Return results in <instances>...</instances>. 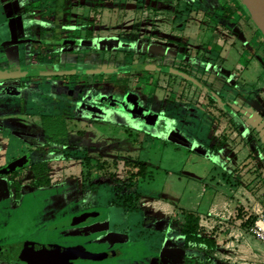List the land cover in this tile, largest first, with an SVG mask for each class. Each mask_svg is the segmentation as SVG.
<instances>
[{
	"label": "rangeland",
	"instance_id": "obj_1",
	"mask_svg": "<svg viewBox=\"0 0 264 264\" xmlns=\"http://www.w3.org/2000/svg\"><path fill=\"white\" fill-rule=\"evenodd\" d=\"M237 4L0 0V72L12 75L0 79V245L96 212L40 240L89 252L121 245L137 257L116 264H209L184 248L173 220L134 211L154 177L138 176L136 160L157 137L165 144L151 157L162 169L178 171L189 149H202L262 190L264 34ZM94 93L121 108L97 105ZM53 122L63 136L48 131ZM248 263L264 264V254Z\"/></svg>",
	"mask_w": 264,
	"mask_h": 264
},
{
	"label": "crops",
	"instance_id": "obj_2",
	"mask_svg": "<svg viewBox=\"0 0 264 264\" xmlns=\"http://www.w3.org/2000/svg\"><path fill=\"white\" fill-rule=\"evenodd\" d=\"M230 3L237 11L239 8L237 0H230ZM203 129L207 133L210 132L206 126H201L200 132ZM206 139L207 136L202 138L199 134L198 140L203 142ZM147 141L140 147V159L136 161L146 167L148 176L154 177L151 182L141 183V185L144 184V190H137L140 196L139 213L144 217L153 215L155 219L166 217L168 223L173 220L174 222L171 223L179 226L181 224L175 217L177 213H197L199 215L198 235L213 240L215 249L212 252L195 247L189 249L204 251V258L209 264H249L248 262L252 259H261L264 249L256 243L257 240L249 237L250 229H247L244 224L250 214L254 215V209L264 194L257 195L264 191V185L262 190L246 187L239 180L241 175L237 177L238 168L229 172L228 166L216 162L213 156L207 155L202 149L198 152L184 149L185 152L190 153H183L186 161L178 171H172L167 167L162 169L161 161L151 157V151L159 145H164L165 141L158 140L157 137L156 139L147 138ZM200 144L203 146L202 143ZM233 178L236 180L234 181ZM155 185L157 187H154ZM182 217L183 215H180L181 221ZM169 233L170 230L167 231V236ZM180 235L184 246V237L181 233ZM185 249L188 250V248ZM166 254L170 258V253ZM192 255L186 256L189 258Z\"/></svg>",
	"mask_w": 264,
	"mask_h": 264
},
{
	"label": "flooded vegetation",
	"instance_id": "obj_3",
	"mask_svg": "<svg viewBox=\"0 0 264 264\" xmlns=\"http://www.w3.org/2000/svg\"><path fill=\"white\" fill-rule=\"evenodd\" d=\"M88 214H93V213L90 212L87 214H82L81 217L77 215L78 216L77 220L79 222H84V223L90 220H93L94 218L88 217ZM77 216H73V217H77ZM95 216H97L96 212H95L94 217ZM72 218H70L71 220L68 219L69 220L67 221L68 224H65L66 222H60L59 224H56L54 226H48L42 229L45 231L38 230L36 234L27 236L26 238L20 241L7 244V245L22 244V245H25L26 247H32L33 248L32 251H35V252H32L34 256L33 258H31V260H26V259L13 260V259L0 257V259H2L0 261H2L5 264L6 263H9V264H99V263H102V262L105 263L108 261L112 262L113 264H116V262L122 261L123 259H128L130 261L137 259V257L133 259V256H132L133 254L131 253L127 254L126 250H124V247L121 245H115V247H110L100 252H89L88 248L78 247L79 245L76 247H69L64 244L40 240L41 237L45 238V236L49 235L50 232L52 231H55L57 229L64 228V227H72L73 224H75L74 222H72ZM35 235H40V236L34 237ZM135 243L138 244L139 246L140 242L139 243L135 242ZM0 246H6V245H0ZM140 247L141 246H139V248ZM57 248L62 249V251H65V252L61 253L60 252L61 250H58ZM47 250L49 251L47 252Z\"/></svg>",
	"mask_w": 264,
	"mask_h": 264
},
{
	"label": "trees",
	"instance_id": "obj_4",
	"mask_svg": "<svg viewBox=\"0 0 264 264\" xmlns=\"http://www.w3.org/2000/svg\"><path fill=\"white\" fill-rule=\"evenodd\" d=\"M55 56L57 53L54 54ZM52 56L54 58L55 56ZM93 102H96L97 105L99 106H108V107H115V108H121L116 102H113L111 100H101L98 98V94L94 93L92 95ZM48 131L53 135V137L58 138L59 136H63L65 134V130L62 124L53 122L49 123V127L47 128ZM138 163V162H137ZM134 164V163H132ZM46 163L44 162L41 167H44ZM140 166V172L138 176H141L142 178L146 176V167L138 163ZM41 182L38 183V186H44V185H49V180L47 178L40 180ZM139 199L140 196L137 194V204L134 207L135 212L140 211V206H139ZM183 215L182 217V222L180 223V233L184 237V246L185 248H198V249H206L207 251L212 252L215 249V242L213 240L201 237L198 235V230H199V215L195 212H182ZM180 214V215H181ZM247 223V221L245 222Z\"/></svg>",
	"mask_w": 264,
	"mask_h": 264
},
{
	"label": "water",
	"instance_id": "obj_5",
	"mask_svg": "<svg viewBox=\"0 0 264 264\" xmlns=\"http://www.w3.org/2000/svg\"><path fill=\"white\" fill-rule=\"evenodd\" d=\"M240 1L252 14L253 18L255 19V21L257 22V24L259 25V27L261 28L264 34V0H240ZM11 77L12 75L9 72H0V79H9ZM94 215L95 214H88V217H92ZM65 224L68 223L66 222ZM32 249H33L32 247H26L25 245L22 244L0 246V257L13 259V260H23V259L31 260V258H33L34 256L32 252H35L32 251ZM58 250H61L60 251L61 253L65 252L62 251V249H58ZM48 251L49 250H47V252Z\"/></svg>",
	"mask_w": 264,
	"mask_h": 264
},
{
	"label": "built area",
	"instance_id": "obj_6",
	"mask_svg": "<svg viewBox=\"0 0 264 264\" xmlns=\"http://www.w3.org/2000/svg\"><path fill=\"white\" fill-rule=\"evenodd\" d=\"M254 215L255 220L250 232L264 245V195L255 207Z\"/></svg>",
	"mask_w": 264,
	"mask_h": 264
}]
</instances>
